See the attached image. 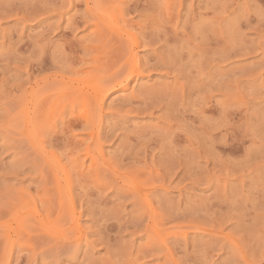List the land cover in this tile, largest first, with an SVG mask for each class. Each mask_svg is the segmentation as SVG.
Listing matches in <instances>:
<instances>
[{"label": "rangeland", "instance_id": "1", "mask_svg": "<svg viewBox=\"0 0 264 264\" xmlns=\"http://www.w3.org/2000/svg\"><path fill=\"white\" fill-rule=\"evenodd\" d=\"M0 264H264V0H0Z\"/></svg>", "mask_w": 264, "mask_h": 264}, {"label": "bare ground", "instance_id": "2", "mask_svg": "<svg viewBox=\"0 0 264 264\" xmlns=\"http://www.w3.org/2000/svg\"><path fill=\"white\" fill-rule=\"evenodd\" d=\"M86 1H88V0H86ZM135 35V34H134ZM124 36V35H123ZM131 37V36H130ZM126 39V38H125ZM132 40H133V38H132ZM134 41V40H133ZM128 43V42H127ZM134 45V44H133ZM132 47V46H131ZM134 47V46H133ZM134 54H136V53H134ZM134 54H133V56H134ZM134 57H136V56H134ZM135 70V69H134ZM136 71V70H135ZM131 72V71H130ZM132 73V72H131ZM131 73H130V76H131ZM135 73V72H134ZM133 75V74H132ZM127 83H128V79L127 78H124L123 80H118V81H116L114 84H112L111 85V87H107L103 92H101V94H99V95H97V94H95V96H93V98L94 99H99V98H102L104 95L103 94H105L107 91H109L110 92V90H112L113 91V89L116 91V90H121V91H123L125 88H126V85H127ZM109 92H107V93H109ZM96 139H98V138H96ZM137 189V188H136ZM139 191V190H138Z\"/></svg>", "mask_w": 264, "mask_h": 264}]
</instances>
